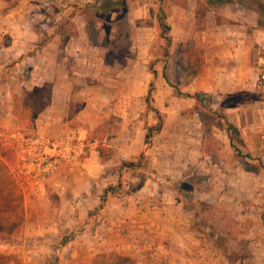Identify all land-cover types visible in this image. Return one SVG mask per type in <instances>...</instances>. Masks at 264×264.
Returning a JSON list of instances; mask_svg holds the SVG:
<instances>
[{
	"label": "rangeland",
	"instance_id": "374dc122",
	"mask_svg": "<svg viewBox=\"0 0 264 264\" xmlns=\"http://www.w3.org/2000/svg\"><path fill=\"white\" fill-rule=\"evenodd\" d=\"M197 2L90 0L83 10L86 28L93 36L89 40L102 51L100 58L108 67L101 69L103 72L117 78L124 71L129 80L142 79L147 72L163 78L160 71L164 66L170 82L177 83V78L184 84L188 80L186 86L175 89L163 78L166 85L160 94L171 92L175 105L184 108L181 115L185 121L193 125L196 117L208 137L209 166L204 174L189 169V179L172 184L188 197V207H196L198 236L205 244L206 259H212L208 264H264V100L258 81L264 73V26L259 23L263 12L259 4L264 0H217L218 13L207 11L198 23ZM161 17L170 31L164 32ZM163 35L171 38L170 44ZM177 59L181 60L179 68L174 65ZM247 73L249 77L241 85L240 75ZM156 91L152 84L146 95L147 114L157 112L153 103ZM197 93L200 101L189 97ZM154 117L157 126L149 128L147 144L163 124L160 113ZM228 123L240 130V138L233 136L236 149L226 137ZM84 125L80 118L70 124L84 144V155L90 154L91 145L109 143L105 141L106 126L86 133ZM34 133L38 132L21 122L0 129V143L12 150L11 161L0 157V200L5 204L4 196L13 190L16 196L12 199L18 201L20 214L13 234L0 239V253L9 257L0 264H159L138 258L135 249H120L117 234L103 229L110 192H100L109 186L78 179L74 182L76 191H67L65 199L70 202L63 207L56 185L50 186L61 168L37 196L22 195L10 169L18 160L15 149ZM237 150L253 159H244ZM143 161L144 156L137 163L141 170L147 169ZM125 167L132 169L126 164L118 166ZM114 177L111 194L117 199L144 183L141 175L139 181L122 182ZM194 189L200 190L201 196L192 194Z\"/></svg>",
	"mask_w": 264,
	"mask_h": 264
},
{
	"label": "crops",
	"instance_id": "0c3cea01",
	"mask_svg": "<svg viewBox=\"0 0 264 264\" xmlns=\"http://www.w3.org/2000/svg\"><path fill=\"white\" fill-rule=\"evenodd\" d=\"M89 2L0 0V129L19 123L15 100L37 89L43 105L34 121L33 130L38 133L55 137L66 129L74 130L70 128L74 118L87 124L82 130L86 133L106 126L109 143L104 145L113 149L112 159L103 163L99 145H91L89 155L85 152L79 163L65 164L50 181L59 191L61 206L70 202L65 195L69 189L76 191L78 179L98 181L107 188L115 184L116 175L122 182L139 181L141 175L144 183L126 196L123 193L117 199L110 193L103 229L115 232L119 248L135 249L138 258L159 264H208L212 259H206L205 244L198 236L196 207H188V197L172 187L190 178L189 169L203 173L209 166L207 134L196 117L193 125L185 121L184 108L175 105L171 92L161 96L164 77L147 72L143 80H129L124 71L116 78L101 70L108 67L100 58L102 51L89 40L85 23L83 7ZM248 77L249 73L240 75L241 85ZM152 84L157 89L153 103L163 124L147 144L149 128L157 126V112L147 114L146 95ZM226 137L230 145L227 132ZM142 156L145 170L137 164ZM129 162L135 164L132 169L118 168ZM192 194L201 196L202 192L194 189ZM75 202L73 209L80 205L78 199Z\"/></svg>",
	"mask_w": 264,
	"mask_h": 264
},
{
	"label": "trees",
	"instance_id": "16d2710c",
	"mask_svg": "<svg viewBox=\"0 0 264 264\" xmlns=\"http://www.w3.org/2000/svg\"><path fill=\"white\" fill-rule=\"evenodd\" d=\"M259 7L263 11L259 15V23L261 24V26H264V3L259 4ZM211 10L214 11L215 13H218L217 0H198L197 7H196V15H195L197 23H198V21H201L203 19V15L205 12L211 11ZM160 22H161V26L164 28V32L170 31L171 28L165 22L164 17L160 18ZM91 37H93V36H90V33H89V39ZM163 37L168 41L169 44L171 43L170 37L164 36V35H163ZM95 45H97V44H95ZM174 65H175V68H179L181 66V60L177 59L174 62ZM153 73L156 74V72H153ZM175 75H176V72H175ZM163 77L169 84L172 83V85L175 89H179L180 86L184 87L188 84V80L184 84H180V81L177 78L175 80V81H177V83L170 82L169 76L165 72L163 73ZM258 81H259L260 91H261V93H263L262 98L264 100V73L259 74ZM189 97H193V98L200 101L201 94L197 93L194 96H189ZM15 101H16L15 102V114H16L18 121L21 122L25 128L33 129L34 124H35L34 123L35 117L43 109V105H42L41 98H40V90L37 89V90H34L32 92H29L25 98H22V99L17 98ZM147 103H149V97L147 98ZM227 133L230 136L232 147L234 149H236L233 136H236V137L238 136L240 138V130L234 124L228 123L227 124ZM148 138H149V136H147V140H148ZM98 150L100 153L101 161L103 163L107 162L113 158L114 151L112 148L100 143L98 146ZM237 151L239 153L238 155H240L241 157H244V159H247V158H249L251 160L253 159L251 155L242 156V154H240L239 150H237ZM0 157L5 159L6 161H11V159H12V150L9 146L5 145L4 143H0ZM126 165H128L129 167H132L135 164L134 163H126ZM142 184L143 183H141L140 186ZM113 189L114 188L112 186H109L106 189L104 195H107L109 192L113 193L114 192ZM14 195L16 196L15 192H13V190H10L7 192L6 196H4V198L7 200V202H5V204H3V202L0 200V239H6V238L10 237L13 234V232L15 231L17 223H18L17 220L20 216V214H19V203H17L18 201L15 202V198L12 199V197ZM3 260L7 261V260H9V257L0 253V263ZM123 264H125V263H123Z\"/></svg>",
	"mask_w": 264,
	"mask_h": 264
},
{
	"label": "built area",
	"instance_id": "2783aa9c",
	"mask_svg": "<svg viewBox=\"0 0 264 264\" xmlns=\"http://www.w3.org/2000/svg\"><path fill=\"white\" fill-rule=\"evenodd\" d=\"M15 153L18 160L10 173L22 195L33 198L65 164L80 162L84 144L75 130H66L55 137L34 133L17 146Z\"/></svg>",
	"mask_w": 264,
	"mask_h": 264
}]
</instances>
